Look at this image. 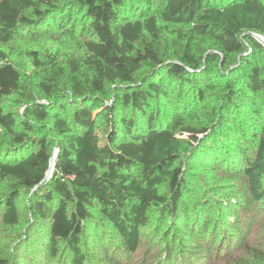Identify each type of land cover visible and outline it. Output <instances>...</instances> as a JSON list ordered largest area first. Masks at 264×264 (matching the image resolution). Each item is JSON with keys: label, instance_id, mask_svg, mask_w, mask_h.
Masks as SVG:
<instances>
[{"label": "trees", "instance_id": "16d2710c", "mask_svg": "<svg viewBox=\"0 0 264 264\" xmlns=\"http://www.w3.org/2000/svg\"><path fill=\"white\" fill-rule=\"evenodd\" d=\"M252 34L264 37V0H0L1 224L20 225L27 192L31 264H141L143 237L165 224L167 259L142 264H264V235L245 243L238 221L264 205V47ZM13 96L22 113L3 108Z\"/></svg>", "mask_w": 264, "mask_h": 264}, {"label": "rangeland", "instance_id": "374dc122", "mask_svg": "<svg viewBox=\"0 0 264 264\" xmlns=\"http://www.w3.org/2000/svg\"><path fill=\"white\" fill-rule=\"evenodd\" d=\"M81 41H83V39H81ZM55 45L59 46L60 55H62L63 53L71 52V49H70L71 45L69 43L60 42V43H55ZM55 45L53 46V48L57 47ZM37 48L38 46L36 44H30L31 50H37ZM43 48H47V44L44 45ZM6 50H8L11 53L13 59L18 64V66L23 67L25 71L29 70L31 66V61L25 58L23 52H21L19 47L11 45ZM41 58L44 59V57H41ZM18 100L19 98L15 96L10 97V98H5L2 103L3 108L5 110L17 111L18 113H22L23 109L19 106ZM100 136L101 138H104L106 136V130L104 127H101ZM4 139H5V134L0 129V142ZM180 139L182 141H185L187 140V137L181 136ZM3 154H4L3 151L0 149V157H2ZM215 176L222 177L220 173L215 174L214 177ZM211 180H213V177L210 178V181ZM213 181L216 182V180H213ZM217 181L218 183L221 182L220 180H217ZM188 182H189V185H188L189 188H191L192 191L194 192L195 191L200 192L201 198L208 200L210 205L212 204L213 201L214 202L218 201V199H216L217 195H212V197H210L209 199L206 198L205 196V191H207V188L211 186L213 183L208 182L209 183L208 185L206 181L201 180L200 182L202 183L198 182L197 184H195L194 178H189ZM28 196L29 195L27 192L22 191L19 198L16 200L17 206L19 208V215L21 218L20 225L16 229H8L2 226L1 214H2L3 208L0 202V250L5 255L11 256V258L13 259L12 264H31L30 260H32L30 259V251L33 249L32 245L30 244V247L26 246L27 247L26 249H28V253H26L27 251L26 249L23 251L21 248L22 242L24 243L25 238H28L29 230H32L31 222L27 223L28 220L31 218L30 213L28 211V207H27L28 200H29ZM233 196L238 197L237 194H233ZM231 199H233V201H236L235 198H231ZM235 209L236 208H232L229 211H224L223 209L221 210H223L222 211L223 213H227V215L230 218H233V215H234L233 212L235 211ZM246 215H248V217L246 218H243V216L239 217L238 215L239 224L241 222L240 226L244 225L245 228H247L246 235L244 236L245 239L243 241L247 244H258L259 242H261V239L264 235V205H262L261 207L257 205H252L248 207ZM242 219L245 221H243ZM253 219H254V222L252 225H250ZM167 226H168L167 224L163 226V228L161 229L159 233V236L156 239L154 237L153 239L150 238V236L148 235L149 233H146L148 236L143 237L142 244L138 247L135 255L133 256L135 257L137 262L140 261L143 263L148 252H150L149 254L155 253L157 257L162 256L163 259L165 258L167 259L164 253L165 251L164 247H166V243H163L165 240L162 239L163 237L167 235ZM58 249H59V254H60V252L62 251V246H59ZM174 253H176V250L174 251ZM35 254L36 253H33L31 257L32 256L34 257ZM59 257L60 256L58 255V258ZM55 263L56 262L52 261L50 264H55Z\"/></svg>", "mask_w": 264, "mask_h": 264}, {"label": "water", "instance_id": "95a60500", "mask_svg": "<svg viewBox=\"0 0 264 264\" xmlns=\"http://www.w3.org/2000/svg\"><path fill=\"white\" fill-rule=\"evenodd\" d=\"M252 36H253L254 39H256L264 47V37H262L260 35H257V34H252ZM57 154H58V148L56 147L53 150V155L54 156L52 155V158L50 160L49 170H48V172L46 174V177H45V180L46 181H48L52 177V175H53L54 162L52 164V159H53V157L56 158Z\"/></svg>", "mask_w": 264, "mask_h": 264}, {"label": "bare ground", "instance_id": "6f19581e", "mask_svg": "<svg viewBox=\"0 0 264 264\" xmlns=\"http://www.w3.org/2000/svg\"><path fill=\"white\" fill-rule=\"evenodd\" d=\"M54 156V155H53ZM54 160V157H53V159H52V161ZM52 167V166H51Z\"/></svg>", "mask_w": 264, "mask_h": 264}]
</instances>
